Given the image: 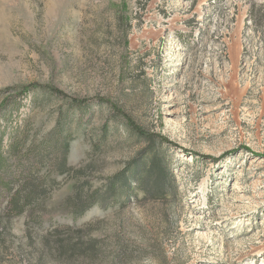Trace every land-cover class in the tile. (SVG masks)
<instances>
[{"label": "rangeland", "instance_id": "rangeland-1", "mask_svg": "<svg viewBox=\"0 0 264 264\" xmlns=\"http://www.w3.org/2000/svg\"><path fill=\"white\" fill-rule=\"evenodd\" d=\"M3 114L72 142L41 225L0 204V264H264V0H0Z\"/></svg>", "mask_w": 264, "mask_h": 264}, {"label": "trees", "instance_id": "trees-1", "mask_svg": "<svg viewBox=\"0 0 264 264\" xmlns=\"http://www.w3.org/2000/svg\"><path fill=\"white\" fill-rule=\"evenodd\" d=\"M18 89V94L24 96L27 92L34 89H46L57 94L62 92L57 88L46 84H28L24 86L11 87ZM63 95V94H62ZM71 105L79 110L84 109L87 99L71 98ZM97 102H105L101 97ZM0 204L5 202L4 215L12 219L23 213H26L31 221L36 225H41L43 220L40 215L47 214V210L39 199L42 188L47 183L46 179L42 180L40 167L46 164L48 168L53 169L56 174H63L70 170L67 165L68 152L70 150L72 138L71 132L67 128L68 121L65 118H58L55 126L47 133L42 134L36 139L30 135V130L26 127L21 130L19 127H10L6 123L5 114L0 116ZM136 132L141 136H149L137 127ZM136 162L122 173H117L110 177L107 182L108 195L103 204H115L121 198H129L132 183L141 184L143 170L136 169ZM170 175V174H169ZM153 177L149 173L147 178ZM166 179L162 183V188L166 187ZM170 190H174L170 185ZM93 193L88 196L90 201L88 206L96 202L92 197ZM81 209H76L73 216H79ZM40 212L41 214H37Z\"/></svg>", "mask_w": 264, "mask_h": 264}]
</instances>
